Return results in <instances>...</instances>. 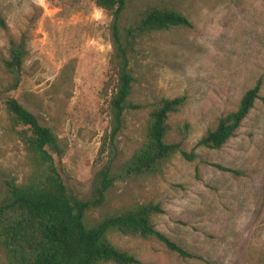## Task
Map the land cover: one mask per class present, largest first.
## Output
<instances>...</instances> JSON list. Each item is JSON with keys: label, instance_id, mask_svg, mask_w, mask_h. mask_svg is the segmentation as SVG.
I'll return each instance as SVG.
<instances>
[{"label": "rangeland", "instance_id": "1", "mask_svg": "<svg viewBox=\"0 0 264 264\" xmlns=\"http://www.w3.org/2000/svg\"><path fill=\"white\" fill-rule=\"evenodd\" d=\"M176 2L190 27L141 38L130 59L131 99L145 107L125 116L111 147L110 91L102 89L109 74L108 13L93 0H0L7 34L26 35L15 90L5 91L8 77L0 68V190L30 171L17 134L21 128L5 111L4 101L13 98L65 144L53 161L73 197H90L95 176L109 166L114 179L101 212L158 203L154 229L190 257L154 239L108 233L119 250L144 264H264V0ZM5 55L0 31V58ZM257 81L258 99L234 135L219 149L196 146ZM178 96L185 101L168 117L166 142L179 143V150L159 175L126 176L122 166L140 138L148 104Z\"/></svg>", "mask_w": 264, "mask_h": 264}, {"label": "trees", "instance_id": "2", "mask_svg": "<svg viewBox=\"0 0 264 264\" xmlns=\"http://www.w3.org/2000/svg\"><path fill=\"white\" fill-rule=\"evenodd\" d=\"M93 2L110 17L109 74L102 89L110 91V128L106 141L113 147L125 116L145 107L131 99L134 77L130 59L141 48V38L147 33L189 28L190 23L178 10L176 0H143L141 4L134 0ZM0 31L5 33L6 45L0 68L8 77L5 91H12L20 83L26 57V35L22 33L17 39L8 35L1 10ZM258 91L259 81L240 96L234 110L216 118L213 127L205 131L196 146L219 149L234 135L258 99ZM184 101L183 96H178L148 104L140 138L122 166L126 176L149 177L162 173L170 156L179 150V143L166 142L171 129L168 117L178 112ZM4 106L11 124L21 128L17 134L30 171L19 183L6 182L0 190V264H144L134 255L116 248L107 238L110 232L154 239L177 256L190 257L179 245L154 229L151 218L161 212L158 203H138L101 212L114 179L109 166L95 176L90 197H73L53 161V157L63 155L65 144L16 99L7 98ZM186 129L184 124L177 132L182 134ZM182 155L188 160L193 158L191 154Z\"/></svg>", "mask_w": 264, "mask_h": 264}]
</instances>
